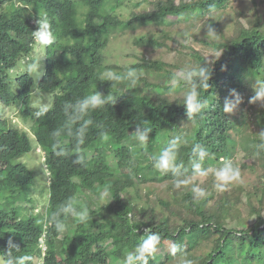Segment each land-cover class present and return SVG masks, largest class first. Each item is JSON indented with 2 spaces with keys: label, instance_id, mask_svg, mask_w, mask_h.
Wrapping results in <instances>:
<instances>
[{
  "label": "trees",
  "instance_id": "obj_1",
  "mask_svg": "<svg viewBox=\"0 0 264 264\" xmlns=\"http://www.w3.org/2000/svg\"><path fill=\"white\" fill-rule=\"evenodd\" d=\"M232 1L0 0V254L11 239L20 248L17 255L33 257L31 264H122L150 228L161 242L149 264H180L172 243L180 244L195 264H264V151L257 155L254 147L264 130V105L249 103L255 81L264 80V10L238 11L226 36L216 15L203 13L210 4L221 12ZM40 12L47 13L56 41L44 46L43 74L35 84L25 60L32 59L31 33ZM205 18L217 38L193 37L187 29ZM138 29L132 39L138 62L106 67L117 32ZM184 33L187 44L177 38ZM155 43L168 49L172 63L146 57L145 49ZM199 64L208 66L211 76L208 89H200L207 104L194 123L182 105L183 85L168 95L167 81L185 65ZM130 67L139 72L135 86L103 77L105 71L120 74ZM232 90L241 102L224 113L225 99H235ZM95 91L116 102L89 111L85 118L93 123L76 152L70 132L80 122L67 121L63 105ZM41 93L47 102L52 94L51 106L37 118L33 98ZM137 124L152 129L146 145L131 135ZM55 130L60 135L53 137ZM176 137L186 141L177 163L183 164L181 178L189 179L180 188L174 187L171 172L152 166L153 156ZM56 141L68 156L55 155ZM197 144L212 154L202 162L204 168H218L227 159L240 169V180L218 191L214 173L202 181L193 176ZM37 146L44 153L40 172L22 162ZM77 157L81 163L73 162ZM246 170L253 178L243 183ZM193 186L206 196L194 199ZM94 188L97 199L89 196ZM65 203L77 211L87 207L89 220L81 223L64 212ZM54 213L65 225L63 233L50 222Z\"/></svg>",
  "mask_w": 264,
  "mask_h": 264
},
{
  "label": "clouds",
  "instance_id": "obj_2",
  "mask_svg": "<svg viewBox=\"0 0 264 264\" xmlns=\"http://www.w3.org/2000/svg\"><path fill=\"white\" fill-rule=\"evenodd\" d=\"M217 13V8L215 4H210L205 13L206 17H214ZM210 21V20H209ZM35 24L37 28L33 31L32 38L38 47L49 46L55 43L56 36L51 30V24L48 19L46 12H40L35 19ZM206 29V36L216 38L218 35L216 29L209 23L206 22L203 26ZM189 37L186 33L182 34L181 42L187 44L189 42ZM222 51H220L221 56ZM40 64L38 59L26 58L25 60V70L29 74L35 75L36 80L40 78L43 74L39 71ZM211 76V69L208 66L199 65H185L184 67L178 69L167 81L168 95H174L176 89L183 85V107L186 111L187 119L192 120L194 123L197 118L201 115L203 109L205 108L207 101L201 97L200 89H208L209 79ZM103 77L108 81H128L130 85L135 86L139 79V72L136 68H128L125 72L117 74L113 71H106L103 73ZM40 91L39 87L36 86L35 92ZM254 95L250 98L249 103H264V80H257L253 85ZM235 99H225L222 110L224 113H231L241 102L240 98L235 90L230 93ZM115 104L116 100L109 95H102L100 92L95 91L93 94L77 99L73 102H66L63 105V113L67 121L73 123H79V127L75 129L74 132H70L71 135L75 137L76 140V152H79V145L84 143V138L88 127L93 123L91 118H85L88 116L90 110H95L98 108H103L109 102ZM50 105L41 104L39 109L35 111L34 116L39 118L47 114ZM30 133L29 129H26ZM152 129L149 127H144L141 124L135 126V130L131 135L139 143L146 145L149 141V134ZM53 137L59 136L60 131L55 130L52 133ZM101 135L107 136V133H101ZM260 143L256 144L254 147L257 149L256 154L259 155L261 151H264V130L259 134ZM30 138L32 136L30 135ZM182 143L186 141L182 140L180 137L172 139L168 146L163 148L157 155L152 158V166L163 172H171L174 176L173 184L175 188H180L189 183V179L181 178L184 176L182 172L183 164L177 163V153L179 147ZM53 148L57 149L55 155L57 157H65L69 155L67 149L60 146V142L56 141ZM37 150V152H36ZM35 154H39L41 159H44V153L40 147H35ZM212 155L206 148L197 144L192 148L193 159L191 161L193 176L206 177L210 172L214 173L218 183L215 185L218 191H224L226 186L235 181H239L241 178L240 169L234 167L230 160L225 159L222 166L212 169L204 168L202 162L205 158ZM74 163H81L80 157H77ZM45 168V167H44ZM51 176V173H47ZM51 180L48 181L50 184ZM192 192L194 194V199H202L206 196V192L203 188L199 186H193ZM64 212H70L72 215L76 216L81 223H85L89 220V211L87 207L82 210L77 211L70 206V204L65 203L61 205ZM57 214L54 213L51 219V223L54 225L55 230L58 233H63L65 231V225L63 222L59 221ZM131 222V220H130ZM47 226V225H46ZM137 231V229L135 230ZM39 245L40 258L44 257L45 246L43 240H41ZM161 242V235L158 232L152 231L150 228L144 230V234L141 236L139 243H137L130 251H128L123 259L122 264H149V259L154 257L155 253L158 251V246ZM20 252V248L11 239L7 242L6 251L4 254H0V264H31L33 257L30 255H17ZM171 252L173 255L179 254L180 264H195L191 259H188L183 254L182 246L178 243H172Z\"/></svg>",
  "mask_w": 264,
  "mask_h": 264
},
{
  "label": "rangeland",
  "instance_id": "obj_3",
  "mask_svg": "<svg viewBox=\"0 0 264 264\" xmlns=\"http://www.w3.org/2000/svg\"><path fill=\"white\" fill-rule=\"evenodd\" d=\"M256 3V5H254ZM254 8H258L259 10H264V0H233L230 2L224 10L221 12H217L215 19L217 18L218 23L220 24V28H223V33H225L226 36L231 35L233 31V22H234V17L238 11L244 13V14H249L250 12L253 11ZM206 22H211L209 21V18H205L204 20L200 21L197 25H194L190 23L187 26V29H192L193 31L191 32V35L193 37H200L202 38L204 35H206V29L203 27ZM241 22L243 23L244 20L241 18ZM140 30L134 31H127L126 33H122L121 31H118L116 34V37L113 38V41L111 43V51L110 55H108V61H106V67H125L130 65L131 63L138 62V58H136L135 52H133V48L135 47L134 41L132 40L133 37L135 36L136 33H138ZM172 35H175V33H171ZM218 35V33H217ZM218 37V36H217ZM216 37V38H217ZM181 41V37H177ZM169 44L174 46V44L169 41ZM173 48V47H172ZM117 50L118 54H114L115 51ZM168 49L166 48H160L158 49L157 43L149 45L145 49V54L147 58L150 59H159V58H164L166 61H169L172 63V57L171 55L168 54ZM44 53V46L38 47L36 44L34 45V50H33V55L32 59H38L39 64H40V70L43 73V58L39 59L41 54ZM107 57V56H106ZM112 71V70H110ZM106 72V71H105ZM41 77V76H40ZM40 79V78H39ZM38 79V80H39ZM38 80H36L35 75H34V83L37 84ZM50 97L52 94H49ZM50 97L49 101L47 102L48 96L45 95L44 93H41L38 96H35L33 98V104L35 108H39L41 104H47L51 106L50 104ZM52 103V100H51ZM264 105V103H259L258 107ZM16 121V120H14ZM12 121V123H14ZM21 125V124H20ZM37 152V150H36ZM41 157L39 154H34L31 159H22V162L26 163V165H29L31 169L36 170L37 172H40V170H43V165L41 164ZM47 176V174H42L41 179L45 180L44 178ZM252 175L248 170L245 172V177L241 181L243 183L249 182L252 179ZM40 179V180H41ZM204 177H200V181H202ZM216 183L218 181L216 178L214 179ZM41 190H38L36 193V197H39ZM99 189L94 188L91 190L89 196L92 199H97L98 198V193ZM104 201V200H103ZM252 222V221H251Z\"/></svg>",
  "mask_w": 264,
  "mask_h": 264
}]
</instances>
